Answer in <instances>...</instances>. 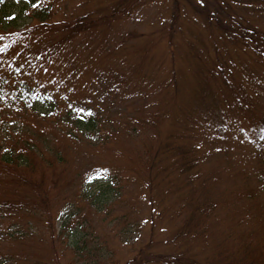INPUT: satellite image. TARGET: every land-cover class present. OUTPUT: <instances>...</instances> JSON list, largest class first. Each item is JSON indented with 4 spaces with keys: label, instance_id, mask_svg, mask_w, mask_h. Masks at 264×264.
<instances>
[{
    "label": "rangeland",
    "instance_id": "obj_1",
    "mask_svg": "<svg viewBox=\"0 0 264 264\" xmlns=\"http://www.w3.org/2000/svg\"><path fill=\"white\" fill-rule=\"evenodd\" d=\"M118 1L39 0L51 20L87 11L108 19L50 53L48 45L59 37L55 28L24 31L37 21L36 7L29 0H0V83H6L0 92L9 98L0 118L9 114L8 130L17 128L9 136L13 143L24 129L19 150L45 149L44 155L29 152L36 165L31 174H44L55 234L66 214L72 226L62 237L64 248L47 238L40 220L34 223L44 230L40 237L1 239L0 249L18 255L14 264H127L152 233L160 240L175 231L195 205L204 219V199L217 210L204 240H195L197 254L216 260L239 250L264 259V214L258 210L264 135L254 136V123L261 127L264 120V51L250 40V48L228 43L199 12L220 15L233 29L251 24L264 33V0H125L120 10ZM46 95L56 102L49 116L43 114L52 99L41 98ZM78 109L87 117L96 112L95 131L70 135ZM165 140L192 150L195 187L186 197L175 191L176 179L163 188L153 231L143 166L148 150ZM14 180L0 183V196L19 187ZM17 222L8 214L1 219L4 228Z\"/></svg>",
    "mask_w": 264,
    "mask_h": 264
},
{
    "label": "trees",
    "instance_id": "obj_2",
    "mask_svg": "<svg viewBox=\"0 0 264 264\" xmlns=\"http://www.w3.org/2000/svg\"><path fill=\"white\" fill-rule=\"evenodd\" d=\"M30 1L33 5L36 4V0ZM39 5L40 4H37L35 6L37 13L33 16V18L37 19L36 23L25 28L24 31H30V34L33 32V28L44 32L52 31L53 28H55V31L59 33V37L52 44L48 45L47 49L50 53H54L60 45L69 43L78 33L89 30L91 27L103 23V20H108L106 17H100L98 19L94 18L93 14H91L93 11H87L68 18L51 20L45 15V7L41 6V8H39ZM124 5L125 0H119L116 9L120 10ZM199 12H201L203 19L210 27L213 25V27L221 30L223 36L228 38V42L235 44V41H238L250 48V41H252L255 43L254 46L262 52L264 51V33L256 27L251 24L244 25L239 23L240 28L234 26L233 29V25L226 22L222 16L209 13L208 11ZM220 14L226 16V11L223 10ZM173 15V21L171 22L172 28L175 23H177L176 10H174ZM114 17L116 18L115 15ZM213 18L215 20H213ZM3 26H5V24ZM14 33L16 32H13L12 34ZM12 34H10V36ZM233 34L238 35L237 40L234 39ZM5 84L6 83L3 80V86H5ZM224 95L225 98H230L227 94L224 93ZM1 97L0 106L2 108V104H5L9 98H5L4 96ZM51 98V105L47 107L43 113L44 116H49L51 112L55 111L56 102L52 96ZM64 116L70 117L68 114H65ZM74 116L75 130L70 131V135L77 136L78 134L76 131L79 129H92V131H95L97 128L98 121L94 116L87 117L83 112L74 113ZM9 117L10 115L8 114L0 118V183L5 181L6 183L10 181L16 182L14 180L16 178L19 187L13 188L12 192L7 196H0V215L1 213H9V216L13 221L17 222L16 218H19L22 219V223L25 222V225L20 222L14 223V225L5 229L4 233V228H2V225L0 224V239L3 238L5 241H8L12 238L15 242H20L21 240L26 243L33 240L36 236L40 237L45 230L47 238L50 237L53 242H55V240L59 241L60 246L64 248L65 245H62V237L64 238V236H67V228L70 229V227H72L69 223L70 216L68 218V224L66 222L67 225H64L66 230L55 234V218L51 211L50 201L52 197L50 189L45 185L43 172H40L37 177H35L34 174H31L35 171L36 165L34 158L31 157L29 152H34L35 155H44L46 154L45 149L42 146H35L34 150L31 146L26 145L25 150H19L18 147H16V144L21 142L18 141L21 139V136H23L24 139L25 132L21 127V130L19 129V131H22V134L16 135L13 139L14 143L10 139H7L10 134V131L6 127ZM18 121L22 122L21 120ZM62 122L67 123L64 120H62ZM260 123H263L261 127L264 128V120H261ZM254 124L255 137L256 139H260L258 137L261 135L262 131L258 124V120ZM157 134L161 135L160 133ZM26 142L29 143V141ZM32 143L34 144V142ZM191 153L192 150L188 147L181 143H174L169 140H165L156 146L153 145L147 152L150 157L148 161L149 163L144 164L143 171L146 172V185L148 191L151 193V222L153 231L155 226L154 217L157 212L156 209L159 208L160 205L159 197L163 195V188L166 185H169L174 179H176L179 182L175 189L176 192L183 193L184 197H186L187 193H193L194 191V177L191 176L190 172L194 171V161L196 160L191 161L189 159ZM169 159L170 161H168ZM25 168L30 172L26 174L22 173L21 169ZM167 171H171L172 174H175L174 178L170 176L171 174L166 173ZM105 191L106 189L103 191V194H105ZM199 197L202 198V195L198 196V198ZM200 206L202 213L204 211V219L199 212L198 206L195 205L184 215V223L181 226H177L175 231H171L160 240H155L152 233L149 242L141 246L139 251L127 262V264H149L152 262L163 264H261L264 262V259L261 257L251 255L246 256L245 254L243 255L242 253H239V250H235V252L232 253H228L227 251L226 254H220L216 260H211L208 257H200V255L197 254L198 250L195 246V240L197 241L198 239L197 242H202V240H204L205 234L208 233V219L210 220L213 218L217 210L213 204L204 199L200 202ZM258 210L261 215L264 214V202L261 203L262 212H260V209ZM251 212L257 213V211ZM176 217L178 216H173L171 219L174 220ZM40 220L47 226L43 231L37 230L33 226L36 221L40 222ZM18 223L22 226H18ZM55 237L56 239H54ZM74 239L73 244L76 243V247L79 248L76 253L80 254L83 249L80 245L81 241H79V238L76 236ZM245 244H249L248 239ZM190 251L195 252L191 253ZM9 252L12 253L9 254L7 252V254H3L6 252L0 249V264H14L16 262L14 259L18 257V255L14 251L10 250ZM57 255L58 253L54 248L53 256L57 257Z\"/></svg>",
    "mask_w": 264,
    "mask_h": 264
}]
</instances>
